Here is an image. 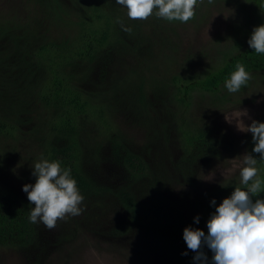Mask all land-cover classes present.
<instances>
[{"label":"trees","instance_id":"trees-1","mask_svg":"<svg viewBox=\"0 0 264 264\" xmlns=\"http://www.w3.org/2000/svg\"><path fill=\"white\" fill-rule=\"evenodd\" d=\"M39 1L43 16L66 28L59 38L49 39L47 36L35 35V29L29 19L15 20L13 16L0 12V139L10 144L9 150L0 145V173L7 170L9 155L15 152L12 145L27 139V136L29 139L38 140L40 159L59 160L62 168H70L84 201H90L92 205L97 203L94 206L105 205L98 201L102 197L109 199L113 196L125 213L122 227L149 226L152 229L154 245L169 264L195 263V253L187 248L183 229L191 226L200 228L207 234V221L210 214L215 212L216 205H219L223 198L230 196L236 187H245L241 184L240 174L223 184L221 191L215 190L204 196L205 206L203 211H198L201 215L197 213L200 219L199 223H196L192 215L178 207L176 200L164 194V186L158 184L166 173L160 168V163L156 162V156H153V161L149 163L144 158L145 154L127 149L122 151V142L115 141L114 147L123 152L122 155L119 152L118 156V163L124 171L121 178L123 183L113 186L110 181H99L85 172L81 164L83 146L88 148L91 143L95 145V151L98 150V133L111 126L110 112L114 110L111 109L114 108L112 103L106 99V93L87 92L82 88L88 66L98 57L103 58L111 54L106 49L108 45L116 46L121 53L127 49H137L141 38L145 48L139 49L140 61H146L150 67V61L144 59L151 57L149 50L152 44L140 35L137 27L131 28L133 34L121 31L116 21L119 18L126 22L128 16L124 13L126 7L117 4L116 0ZM246 1L254 5L252 10L255 13V24L251 27H248V22L230 25V31L225 36L226 43L220 48L215 47V55L208 58L216 62L209 61L207 66L193 68L189 72L178 71V68L177 71L169 70V75L161 82L162 88L153 87L152 91L156 95L153 100L165 99V105L168 107L164 109L170 114V119L153 123L150 110H147L148 101L144 97L145 73H138L135 77L130 73L132 70L124 73L118 69L120 76L110 79L118 80V83H111L109 90L114 91L118 87L124 93H131L133 100L130 104H134L138 122L142 126L151 125V132L159 127V133L164 136L168 135V124L175 128L177 147L181 150L178 156L182 164L180 176L184 180L187 178L184 181L186 183H191L187 170L195 165L197 158L215 153L219 155L220 149L212 143L224 146V143L217 139L215 131L198 128L193 124L191 114L188 113L191 104L198 98L204 99L207 108L224 106L227 103H235L238 93L242 94L257 83L256 81L264 85V54L256 53L247 42L253 28L264 24V0ZM67 4L74 6L79 14H70ZM198 7L196 8L199 9ZM156 11L154 9L153 15L150 16L152 19L148 18L146 22L159 21L165 29L183 23L160 17L155 19ZM194 21L195 17L188 23ZM160 47L171 53L180 52L173 47L172 51L167 39L164 46ZM162 52H158L156 59ZM238 63L250 73L251 79L238 92L230 93L225 87V82L236 70ZM133 70H140V63ZM161 75L164 76L163 72ZM159 94L165 97L161 98ZM233 96L235 98H232ZM258 121L264 122V106ZM86 126L90 132L96 131L97 136H89V133L85 132L81 138ZM151 138L152 135L148 136V139ZM246 138L248 153L258 161L257 178L262 181L259 198H264V160L259 158V154L252 152L251 133ZM119 139L123 140V137ZM225 146L229 149V143ZM170 163L173 165V162ZM137 183L152 188L155 195L138 198L133 189V185ZM213 198L216 205L210 203ZM256 198L258 197L254 196L253 200ZM33 207L34 204H30L17 190L0 185V243L9 241L8 243L21 245L36 238L38 223L34 224L29 220ZM203 251L208 258L212 257L213 254L207 245Z\"/></svg>","mask_w":264,"mask_h":264},{"label":"rangeland","instance_id":"rangeland-1","mask_svg":"<svg viewBox=\"0 0 264 264\" xmlns=\"http://www.w3.org/2000/svg\"><path fill=\"white\" fill-rule=\"evenodd\" d=\"M207 3L208 0L198 3L199 9L196 8L193 23L183 22L177 27L171 25L169 29H165L159 21L150 23L127 17L123 24L126 27H137L140 35L152 44L149 50L151 57L144 59L150 61L152 66L149 67L146 61H140L139 49L145 48L141 38L137 49H127L121 53L116 46L108 45L106 49L111 54L103 58L98 57L88 66L86 79L81 85L87 92L106 93L107 101L114 107L111 108L114 110L110 112L111 126L108 129L97 136L96 131L90 132L86 126L82 133L81 138L88 132L89 136L96 135L100 142L97 151L94 144L89 143L88 148L83 146L81 164L84 171L99 181H110L113 186L120 185L123 183L121 178L124 171L118 163L119 152L122 155V151L127 149L145 154L144 158L149 163L153 161V156H156V162L160 163V168L166 173L158 182L164 186V194L176 200L178 207L193 217H196L197 213L201 215L198 211H203L206 202L204 196L215 190L221 191L223 184L240 174L239 168H233L232 161L241 160L242 155L248 152L246 137L250 132H240L234 122L227 123L224 113L245 108L249 116L258 121L264 106V85L256 81L251 88L242 94L238 93L235 103H227L224 106L207 108L204 99L198 98L191 104L188 113L191 114L193 124L198 128L215 131L217 139L224 143V146L212 143L220 149L218 156L215 153L196 159L195 165L187 170L191 183L184 182L187 178L184 180L180 176L182 164L178 156L181 150L177 147L175 128L168 124L166 136L159 133V127L158 130L153 127L154 131L151 132V125L142 126L138 122L134 104H130L133 100L131 93H124L118 87L111 91L108 87L111 83H118V80H110L114 76H120L118 69L124 73L132 70L130 73L135 77L138 73H145L144 97L148 101L147 110H150L153 123L170 119V114L164 109L168 107L165 105V99L153 100L156 97L152 91L153 87L162 88L161 82L169 75V70L189 72L193 68L207 66L209 61L216 62L208 58L215 55V47L220 48L226 43L225 36L230 31V25L248 22V27H251L255 24V13L252 10L254 5L246 0H213L211 4ZM67 8L70 14H79L74 6L67 4ZM0 12L13 16L15 20L29 19L35 29V35L47 36L49 39L59 38L65 32L64 29L66 30L43 16L39 0H0ZM124 13L127 14V8ZM155 16L157 19L158 16ZM118 27L124 31L119 23ZM166 39L172 51L173 47L180 52L176 54V51L171 53L162 49L160 46H164ZM158 52L162 54L156 59ZM139 63L140 70H133ZM162 72L164 76L161 75ZM159 95L161 98L165 97L163 94ZM241 119L245 124L251 123L246 117ZM150 135L152 138L148 139ZM122 137L123 140L119 139ZM33 140L27 136V139L12 145L15 152L9 155L8 171L0 173V185L14 188L27 199V193L22 190V186L35 183L32 168L41 160L38 140ZM115 141L122 142V151L114 147ZM228 143L229 149H226L225 144ZM0 145L5 150L10 148V144L5 140H1ZM170 162H173V165ZM212 174L214 175L211 181L205 180ZM133 189L138 198L155 195L152 188L142 183L133 185ZM98 202L105 205L94 206L97 203L92 205L90 201L87 203V200H83L81 207L84 210L80 215H68L65 219L58 220L52 230H48L43 223H38V234L30 242L21 245L8 243L9 241L0 243V264H169L154 245L152 229L149 226L122 227L125 213L117 200L111 196L109 199L102 197ZM198 217L200 219V216ZM207 264H213L212 257L208 258Z\"/></svg>","mask_w":264,"mask_h":264},{"label":"clouds","instance_id":"clouds-1","mask_svg":"<svg viewBox=\"0 0 264 264\" xmlns=\"http://www.w3.org/2000/svg\"><path fill=\"white\" fill-rule=\"evenodd\" d=\"M212 2L208 0V3ZM116 3L127 8V16L132 20H147L155 9L158 17L181 22L191 20L198 6V0H116ZM116 23L131 33V27H126L119 18ZM247 42L256 53L264 54V24L253 28ZM250 79V73L238 63L225 87L230 93H235ZM242 117L250 119L251 123L245 124ZM224 119L229 124L234 122L238 131L251 133L252 152L264 160V122L252 119L245 108L224 113ZM257 162V158L248 152L242 155L241 160L232 161L233 168H239L241 184L245 187H236L219 205L214 198L210 201L216 208L207 221V234L191 226L183 229V239L187 248L195 253L193 259L196 264H207L208 257L203 251L205 245L213 254V264H264V198H259L262 181L257 178ZM32 169L35 183L22 186L29 203L34 204L29 216L31 223H43L52 230L58 220L82 213L84 197L70 168H62L59 160L41 158ZM213 175L205 180L211 181ZM254 196L258 198L253 200ZM194 221L199 223V217H194Z\"/></svg>","mask_w":264,"mask_h":264}]
</instances>
